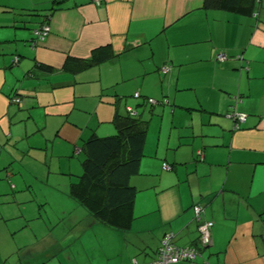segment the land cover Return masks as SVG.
I'll return each mask as SVG.
<instances>
[{"label": "crops", "instance_id": "obj_1", "mask_svg": "<svg viewBox=\"0 0 264 264\" xmlns=\"http://www.w3.org/2000/svg\"><path fill=\"white\" fill-rule=\"evenodd\" d=\"M202 2L0 0V264H151L167 233L197 246L194 205L214 223L202 264H264V0L242 1L251 14ZM161 95L172 126L129 180L120 240L70 196L69 158Z\"/></svg>", "mask_w": 264, "mask_h": 264}, {"label": "trees", "instance_id": "obj_2", "mask_svg": "<svg viewBox=\"0 0 264 264\" xmlns=\"http://www.w3.org/2000/svg\"><path fill=\"white\" fill-rule=\"evenodd\" d=\"M242 1L233 4V0H203L202 8L251 14L252 7H243ZM54 3L57 5L58 1ZM49 17L50 14L45 15V19ZM127 108L125 113L116 111L114 114L115 134L106 137L93 135L84 142L81 147L82 173L70 185V196L91 216L122 232L129 231L135 220L137 190L129 180L139 174L147 132L146 121L132 109L134 115L128 113Z\"/></svg>", "mask_w": 264, "mask_h": 264}, {"label": "built area", "instance_id": "obj_3", "mask_svg": "<svg viewBox=\"0 0 264 264\" xmlns=\"http://www.w3.org/2000/svg\"><path fill=\"white\" fill-rule=\"evenodd\" d=\"M103 0H92L93 4L100 6ZM259 2L261 0H258ZM50 28L47 25L42 26L39 30L34 32V35L39 41H43L44 38L49 34ZM220 62L226 60V56L220 54L217 56ZM18 58H14L13 65H17ZM169 67H164L161 69L163 73H167ZM134 97L138 98L139 94L135 93ZM12 104L21 105V100L19 98H12L10 100ZM157 101L149 100L148 104L153 105ZM167 104V101L163 102ZM128 113L134 115V112L127 108ZM229 118L233 121L234 130L239 129L241 123L245 120V115L238 112H231L228 114ZM201 154H199L200 156ZM163 170H170V166L166 163L162 165ZM203 209L201 206L193 207V220L196 224V229L198 233L197 246H178L174 243V234L167 233L160 240L159 247L157 249L156 258L151 262V264H197L198 258L202 256V251L212 246V228L213 222L207 221L203 217Z\"/></svg>", "mask_w": 264, "mask_h": 264}, {"label": "rangeland", "instance_id": "obj_4", "mask_svg": "<svg viewBox=\"0 0 264 264\" xmlns=\"http://www.w3.org/2000/svg\"><path fill=\"white\" fill-rule=\"evenodd\" d=\"M154 92H156V89L153 90V93ZM133 95L129 97L126 102L127 104H131L132 106L135 105L137 100H139ZM150 99L157 101V103L150 105V107H152L151 114H150L149 108L143 111H142V108L138 109L140 112H142L141 116L143 119L150 120L148 124V128H147V140H146L147 150L145 151L144 155H148L153 150V148H155V144L157 146L159 144L161 150H163V146L168 138L167 136H168L170 126H172V119L169 118V115H166V110H168L166 105H169V104H163V102L167 101V99L164 98L163 95L159 96L158 98L153 97ZM74 149H75L74 155L71 156V158H69V161L71 162L73 167L78 166L80 169V166H81L80 161H82L83 159V154L80 149V146H77ZM119 234L121 235L120 240H125V241L127 240L128 236H133L131 235L132 233H127V231L125 232L120 231ZM202 263H203V259L198 258L197 264H202Z\"/></svg>", "mask_w": 264, "mask_h": 264}]
</instances>
